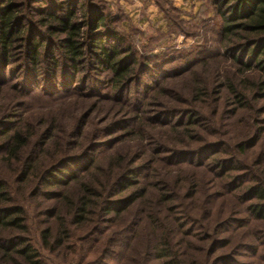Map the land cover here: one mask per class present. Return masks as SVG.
Instances as JSON below:
<instances>
[{"label": "rangeland", "instance_id": "rangeland-1", "mask_svg": "<svg viewBox=\"0 0 264 264\" xmlns=\"http://www.w3.org/2000/svg\"><path fill=\"white\" fill-rule=\"evenodd\" d=\"M227 3L16 2L24 34L9 59L0 49V188L7 207L22 210L25 232L1 240L30 248L39 264H160L161 241L181 264H264V215L251 212L257 200L248 195L264 193V48H224ZM70 12L83 54L76 63L52 24ZM33 44L42 59L35 75L26 57ZM102 46L120 51L115 63L131 71L120 87L99 65ZM20 127L22 164H8L5 141ZM30 158L35 176L22 178ZM83 184L96 187L98 211L76 227L66 201H77ZM11 261L0 255V264H28Z\"/></svg>", "mask_w": 264, "mask_h": 264}, {"label": "trees", "instance_id": "trees-1", "mask_svg": "<svg viewBox=\"0 0 264 264\" xmlns=\"http://www.w3.org/2000/svg\"><path fill=\"white\" fill-rule=\"evenodd\" d=\"M18 0H0V49L2 50L3 57L8 59L11 56L12 47H16L18 41L22 39L24 32L20 29L19 24L21 18L18 15V6L16 2ZM228 4V6H227ZM220 14L224 16V25L222 33V43L224 48H231L240 45L242 52L246 51V46L254 44L255 46H260L264 48V0H229ZM229 11L228 17L225 16V12ZM73 13H69L67 19H62L60 17H54L52 24L57 25L61 28V32L67 34L65 44L63 46L64 55L68 61H73V63L78 62V60L83 57V54L79 51V46L76 44L75 38L79 37L80 29L79 27L73 24ZM96 24L92 23V29ZM99 27L102 26V23L99 22ZM56 30V29H55ZM57 31V30H56ZM40 45H31L27 52V63L32 67V72L35 73L39 70L41 66V49ZM103 55V59L99 60V65L105 66L106 69L111 70L115 73V82L116 86L120 87L123 84L125 77L130 74L128 68L120 66L119 63H115L116 58L119 57L120 51L115 53H110V50L106 48L99 47ZM10 51V52H9ZM9 52V53H8ZM248 52V51H247ZM263 57L258 59V68L262 71L264 75V49L261 51ZM51 64L55 66V60H50ZM54 70H51L50 73L53 74ZM258 90H261L259 87ZM264 90V89H263ZM198 95L206 94L204 91H200ZM233 97L237 99L238 104H243L242 95H239L235 90H233ZM53 134L56 135L55 129H50L47 136ZM7 137V135H6ZM27 136L24 134V129L19 128L11 136L6 138L5 144L8 147V154L4 158V162L8 164H22V150L25 149L27 143ZM32 158V157H31ZM26 159V166L23 169L22 178H28L27 173L31 172L32 175L35 171V161L32 159ZM35 176V175H33ZM127 178V183H132ZM136 182V181H135ZM264 182V178L262 184ZM264 185V184H263ZM81 196L75 201H66V206L70 209L71 214L74 216L76 227H82L91 222V218L95 217L97 210L94 212L92 207L97 206V189L93 188L90 185L81 186ZM131 187L130 185L124 186L123 190L127 191ZM102 189L107 194L106 188L102 186ZM258 191V192H257ZM248 195L252 196L251 200H257V204L251 206V212L257 216L264 215V193L259 188L251 190ZM106 196V195H105ZM166 196H162L161 202H165ZM11 203V199L8 197L7 193L0 188V235L5 233H10L17 231L22 234L25 232L23 227V217H21L22 210L18 208H9L7 207ZM3 206V207H2ZM123 209H116L115 212L122 213ZM114 209H107V214ZM264 218V216L262 217ZM60 221V220H58ZM170 232L166 231L164 239L169 236ZM50 231L44 233L45 242L49 241ZM64 232H60L57 235L54 243L57 244L56 247H59L63 244ZM12 237V236H10ZM12 239V240H11ZM24 241V240H23ZM13 238L8 240L0 239V255L4 261L7 263H13L11 260L13 256L21 255L25 257V260L28 264H39L35 261V257L31 252V249L26 247L25 249H17L18 245L14 244ZM163 241L158 243V246H155L153 253L156 255V260L160 264H181L179 263L178 254L172 250L168 243L162 244Z\"/></svg>", "mask_w": 264, "mask_h": 264}]
</instances>
